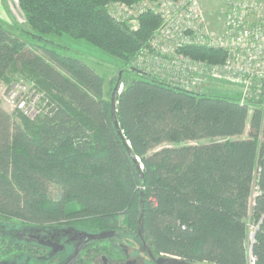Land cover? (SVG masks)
Masks as SVG:
<instances>
[{
  "label": "trees",
  "instance_id": "trees-1",
  "mask_svg": "<svg viewBox=\"0 0 264 264\" xmlns=\"http://www.w3.org/2000/svg\"><path fill=\"white\" fill-rule=\"evenodd\" d=\"M116 1L140 0H18L27 34L49 43L50 34L84 39L127 67L159 20L146 13L134 30L111 16L108 6ZM41 49L49 59L0 22V82L20 72L35 78L55 104L31 121L0 100L1 222L70 221L88 229L114 224L125 211L136 219L143 209V233L156 252L192 264H248L253 223L252 252L264 264L261 109L251 115L237 98L206 96L131 68L141 75L121 80L120 134L104 76L78 57ZM187 52L225 58L211 48ZM51 90L68 105L58 104ZM88 125L98 133L95 142Z\"/></svg>",
  "mask_w": 264,
  "mask_h": 264
},
{
  "label": "built area",
  "instance_id": "built-area-1",
  "mask_svg": "<svg viewBox=\"0 0 264 264\" xmlns=\"http://www.w3.org/2000/svg\"><path fill=\"white\" fill-rule=\"evenodd\" d=\"M108 8L111 16L122 22L137 21L146 13L160 18L159 27L131 68L144 67L146 73L190 90L197 77L208 74L238 84L241 104L264 107V4L228 2L222 23L214 29L198 0H140L131 5L112 3ZM190 48L220 50L225 58L219 62L197 59L187 52ZM32 89L16 84L6 100L8 97L12 109L36 120L42 113H51L55 104L46 93ZM250 239L248 264H257L252 252L254 234Z\"/></svg>",
  "mask_w": 264,
  "mask_h": 264
},
{
  "label": "flooded vegetation",
  "instance_id": "flooded-vegetation-1",
  "mask_svg": "<svg viewBox=\"0 0 264 264\" xmlns=\"http://www.w3.org/2000/svg\"><path fill=\"white\" fill-rule=\"evenodd\" d=\"M142 217L143 209L136 219L125 211L114 224L88 229L70 221L15 224L0 231V254L9 255L0 264H164L170 255L158 254L144 236ZM82 233L106 236L83 241Z\"/></svg>",
  "mask_w": 264,
  "mask_h": 264
},
{
  "label": "rangeland",
  "instance_id": "rangeland-1",
  "mask_svg": "<svg viewBox=\"0 0 264 264\" xmlns=\"http://www.w3.org/2000/svg\"><path fill=\"white\" fill-rule=\"evenodd\" d=\"M198 1L200 2L205 18L207 19L210 27L213 29L222 23L223 15L226 9V4L228 2H254L255 4H264V0H198ZM112 3L131 5V4H136L137 2L129 3V2L116 1V2L109 3V6L110 4L112 5ZM142 16H140L137 19V21L135 20V21H129L125 23H127L134 30L138 29L140 28V25H141ZM156 17L158 16L156 15ZM158 20H159L158 26L153 30L150 38L152 37V35L154 34V32L157 30V28L159 27L161 23L159 17H158ZM0 22L12 28L17 33L22 34L24 38L27 39L29 46L35 49L36 51H38L43 56H45V54L43 50L41 49V46H48L50 48H56L63 55L78 57L84 60L88 65L93 67L99 74L104 76L105 78L104 91H105V97L107 98L110 97V93H112L114 89V86L118 78V74L121 72V69L124 70L121 72V77L123 81L126 79L138 77V75H141L137 71H134L133 69H131L130 64H132V62H130V64L127 67H122L120 60L116 59L115 57L103 51L102 49L96 47L95 45H93L91 42L87 40L75 39L68 34H63L61 36L50 34L47 37H45V38H49L50 40H52L53 43H49L45 41L44 39L27 34L26 32L31 30V27L28 24V21L26 19V14L21 8L18 0H0ZM217 51H220V50H217ZM188 53L197 59H207L210 62H219L221 59V58H217L215 60H212L210 58L197 57L191 54L190 52ZM45 57L48 58L47 56ZM143 68L144 67L137 68V69L145 72L146 68L145 69ZM19 83L25 84L28 90H30V88H34L36 90H39V92H42V93H46V91L44 89H41L40 87L41 84L35 78L28 77V76L26 77V75L20 72H15L10 82L8 81L0 82V100L2 101L3 105L8 111L14 113L15 115H18V117L21 120H25V118L27 117L23 115L22 112L12 109L10 105V101H8V97L6 100V96L9 93L10 88L12 89L14 85L19 84ZM233 85L234 83L229 82L228 80L217 79L208 74H201L199 77H197V82H195L192 89L206 96H226V97L238 98L239 95L236 94L237 91H231L230 89ZM123 87H124L123 84H121L119 90H122ZM51 93L55 97L56 99L55 101H57L58 104L64 103L66 104V106L68 105L67 99L64 98L62 94H60L58 91L51 90ZM249 107L251 109V112H250L251 115L254 112V110L256 109L263 110L264 108L260 104L259 105L251 104L249 105ZM262 112H263V136L261 138V141L262 143H264V111ZM44 115L46 114L42 113V115L36 120H39ZM36 120H31V121H36ZM87 127L90 130L91 135L93 136L92 142H95L94 139L98 138L96 136L98 133L95 131V129L91 125H88ZM248 129L249 127H247V130L245 131V134L243 135V137L247 136ZM202 141L205 143V142H209L210 140L203 139ZM19 221L20 220L8 221V222L0 221V231L4 229L8 230L12 228V226L17 224L16 222H19ZM249 229H250V232H249L248 243H250V240H251L250 236L254 234L255 228H253V223H250ZM8 257L9 255L7 252H5L4 254H0V262H8Z\"/></svg>",
  "mask_w": 264,
  "mask_h": 264
},
{
  "label": "water",
  "instance_id": "water-1",
  "mask_svg": "<svg viewBox=\"0 0 264 264\" xmlns=\"http://www.w3.org/2000/svg\"><path fill=\"white\" fill-rule=\"evenodd\" d=\"M122 72V71H121ZM121 72H120V77L111 93V112H112V117L115 123V126L118 130V132L120 134H122V129L120 127L118 118H117V95L121 93L122 90H119L121 84H123L121 82L122 77H121ZM124 142H126V139L123 137ZM130 154L132 155L133 159L135 160V164L137 165V167L139 169L142 168V165L139 163V159L133 154L131 148H129ZM140 176L141 178L144 177L143 172L140 171ZM141 195H143V192H141ZM106 235L104 233L101 234H90V233H82L81 237L83 239V241H87L89 239H93V238H101V237H105ZM162 262L164 264H192L184 259H181L180 257L177 256H167V257H163L162 258Z\"/></svg>",
  "mask_w": 264,
  "mask_h": 264
},
{
  "label": "crops",
  "instance_id": "crops-1",
  "mask_svg": "<svg viewBox=\"0 0 264 264\" xmlns=\"http://www.w3.org/2000/svg\"><path fill=\"white\" fill-rule=\"evenodd\" d=\"M231 91H237L236 94L239 95V92H240V86L238 84H234L231 88ZM237 95V96H238ZM5 107V106H4Z\"/></svg>",
  "mask_w": 264,
  "mask_h": 264
}]
</instances>
